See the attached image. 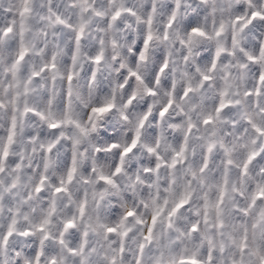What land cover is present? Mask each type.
I'll use <instances>...</instances> for the list:
<instances>
[{
  "label": "snow or ice",
  "instance_id": "obj_1",
  "mask_svg": "<svg viewBox=\"0 0 264 264\" xmlns=\"http://www.w3.org/2000/svg\"><path fill=\"white\" fill-rule=\"evenodd\" d=\"M0 264H264V0H0Z\"/></svg>",
  "mask_w": 264,
  "mask_h": 264
},
{
  "label": "clouds",
  "instance_id": "obj_2",
  "mask_svg": "<svg viewBox=\"0 0 264 264\" xmlns=\"http://www.w3.org/2000/svg\"><path fill=\"white\" fill-rule=\"evenodd\" d=\"M139 102H144L147 98L144 97L143 89H141L138 93ZM148 103H152L151 99H147ZM120 105L118 102L117 111L113 114L112 123L114 124L113 132H115L116 137L118 140L125 139L129 134L134 131V124L137 118L136 113L131 112V110L125 109V113L129 116V120L127 122L121 121L118 119L119 112H120ZM106 125L101 123L98 127V131L95 134L99 139L103 137L100 135L105 130ZM111 134V133H110ZM87 159L81 158V166H87Z\"/></svg>",
  "mask_w": 264,
  "mask_h": 264
}]
</instances>
